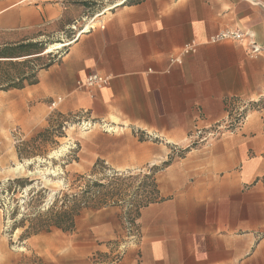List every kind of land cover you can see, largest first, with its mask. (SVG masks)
I'll return each mask as SVG.
<instances>
[{"label":"crops","instance_id":"crops-1","mask_svg":"<svg viewBox=\"0 0 264 264\" xmlns=\"http://www.w3.org/2000/svg\"><path fill=\"white\" fill-rule=\"evenodd\" d=\"M86 2L0 0V62L14 69L0 89L34 74L3 91L4 115L25 134L55 116L87 119L80 162L155 169L157 199L138 212V239L125 241L122 209L108 207L34 252L43 264H264V0H112L122 3L99 26L43 54ZM235 30L247 37L216 40ZM27 44L39 49H14ZM90 76L106 83L76 86ZM233 100L262 104L197 144L195 129L222 123ZM2 224L0 211V264H19Z\"/></svg>","mask_w":264,"mask_h":264},{"label":"rangeland","instance_id":"rangeland-1","mask_svg":"<svg viewBox=\"0 0 264 264\" xmlns=\"http://www.w3.org/2000/svg\"><path fill=\"white\" fill-rule=\"evenodd\" d=\"M111 4H113L112 0H87L84 6L89 9L84 11V15L77 18L72 26L65 31V38H63L64 35H60L51 45L61 43L64 46L72 42L81 28L99 26L100 17L95 18V16ZM93 19L94 21L90 23ZM62 48L56 49L54 52H59ZM32 61L35 66L41 65L39 59ZM9 70L14 72V69H8L5 66L0 67V72ZM3 102V91H0L2 237L12 253L16 255L21 253L19 264H43L34 249L37 247L45 248L44 245L47 241L42 237L57 230L51 228L47 232L32 235L25 241L20 239L24 228L17 227L14 229L12 225L14 222L20 221L23 215L37 211L35 207L30 209L26 206L32 196L40 202V208H47L56 197L60 199L63 194L73 195L80 192L88 181L106 183L109 177L115 175L120 179L118 190L123 194V201L117 206V208L122 209L123 217L132 220V215H128V213L130 210H134L132 205L135 204V201H145L148 198L156 201L157 198L152 192L151 181L144 179L145 176H149L152 170L119 174L118 171L110 169L99 160L91 165L80 162L82 154L80 143L77 142L79 140L76 138L84 132L79 126L81 118L65 117L61 119L55 116L50 118L45 127L36 128L31 133L25 134L21 132L18 126L15 128L10 126L4 115ZM61 122H66L65 129H73V137L68 139L65 130H62V127L57 128ZM45 131L48 132L43 137L38 138L35 142L32 141L38 134ZM15 179H27L29 183L24 188L15 184L8 189L10 181ZM96 211L83 209L76 218V226H87L91 218L90 214H94ZM68 234L72 233H63L67 237Z\"/></svg>","mask_w":264,"mask_h":264},{"label":"trees","instance_id":"trees-1","mask_svg":"<svg viewBox=\"0 0 264 264\" xmlns=\"http://www.w3.org/2000/svg\"><path fill=\"white\" fill-rule=\"evenodd\" d=\"M14 49L19 52H28L31 50H37L39 47L37 44H27L20 45ZM4 51L5 49L0 50V58H5ZM6 65L7 63L0 62V67ZM49 65L50 64H46L44 68ZM2 75L3 71L0 72V80L2 79ZM33 76L34 74H31L25 79L19 80L18 83H14L12 85L7 84V86L0 89V91H5L8 87H20L23 80H26L29 84H33V81H31ZM261 104L262 100H260V102L254 106L257 107ZM62 123L63 122L58 124L57 128H61ZM46 132L48 131L38 134L32 141L35 142L38 138L43 137ZM153 172H155V169L151 171L149 176H145L144 179L151 181L150 184L153 187L152 192L157 198V191L152 178ZM118 181H120V179L115 175L109 177L106 183L88 181L86 182L84 189L80 192L73 195L63 194L60 199L56 197L47 208H40V202L32 196L26 203V206L30 207V209L35 207L37 208V211L23 215L22 219L18 222H14L12 227L14 229L17 227L24 228V231L20 236L22 241H25L30 236L36 235L40 232H47L51 228L57 229L62 233H72L75 229L76 218L83 209L100 210L108 207H117L120 205L121 201H123V194L118 190ZM28 183L29 182L27 179H15L10 181L8 184V189L15 184L24 188ZM153 202L154 199L151 198H148L145 201H135V204L132 205L134 210H130L128 215H132V220H136L139 210Z\"/></svg>","mask_w":264,"mask_h":264},{"label":"built area","instance_id":"built-area-1","mask_svg":"<svg viewBox=\"0 0 264 264\" xmlns=\"http://www.w3.org/2000/svg\"><path fill=\"white\" fill-rule=\"evenodd\" d=\"M29 2H36L37 0H27ZM123 2V1H122ZM122 2H117L115 4H112L110 7H107L102 10L96 17H101L106 11L110 10L111 8H115ZM94 18V19H95ZM94 19L90 22L92 23ZM89 23V24H90ZM73 28V27H72ZM92 27H84L81 28L76 36L73 38L72 42L77 40L81 35L87 33ZM247 37V34L235 30L232 32H224L221 33L216 40H232V41H242ZM260 51H262L260 48L256 47L254 44H251V53L257 54ZM106 81L98 76H90L87 79L77 82L76 86L80 89H91V88H101ZM260 102V100L256 101H239V100H233L231 103L230 108L227 111V117L222 123H218L212 127H209L207 129H195L194 131V136H195V141L197 144H202L205 143L209 138H213L217 135H219L222 131H233L236 129H239L244 121L246 120L247 113L252 110L259 108V106H254L257 105ZM66 122H63L62 124V130H65L66 127ZM80 128L85 131L89 129L92 124L90 121L87 119H81L79 123ZM123 219V226H124V239L125 241H132L135 239H138L139 233L138 229L136 226V223L134 220H129L125 217ZM122 251L119 253V257L121 256ZM118 258V256H117Z\"/></svg>","mask_w":264,"mask_h":264},{"label":"bare ground","instance_id":"bare-ground-1","mask_svg":"<svg viewBox=\"0 0 264 264\" xmlns=\"http://www.w3.org/2000/svg\"><path fill=\"white\" fill-rule=\"evenodd\" d=\"M61 47H63V45L61 43L52 44L46 48V50H45V52H43V54L44 53H52L54 50L60 49Z\"/></svg>","mask_w":264,"mask_h":264}]
</instances>
